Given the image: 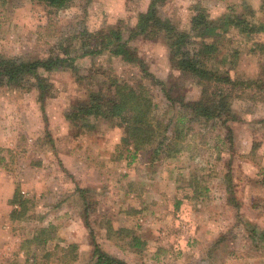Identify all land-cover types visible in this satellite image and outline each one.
Returning a JSON list of instances; mask_svg holds the SVG:
<instances>
[{
    "label": "rangeland",
    "instance_id": "374dc122",
    "mask_svg": "<svg viewBox=\"0 0 264 264\" xmlns=\"http://www.w3.org/2000/svg\"><path fill=\"white\" fill-rule=\"evenodd\" d=\"M149 2L73 0L56 10L33 0L0 1V55L45 58L76 46L83 32L119 28L164 84L150 83L139 64L105 53L79 58L77 74H44L53 90L45 116L34 91L0 87V264H94L90 233L101 250L127 264H264V242L249 239V227L264 231L263 30L219 28L207 40L215 44L212 69L263 85L237 87L236 95L245 93L232 102L238 119L229 123L231 139L220 123L191 120L186 111L182 133L173 137L170 126L158 155L150 146L127 165L120 126L65 118L86 88L108 77L146 87L152 115L163 125L173 124L179 101L199 99L201 89L170 66L161 37L128 40ZM195 6L211 20L229 15L264 27V0H166L159 13L189 32ZM173 144L180 151L168 155ZM15 192L27 207L21 217V207L9 203ZM71 244L76 262L65 257Z\"/></svg>",
    "mask_w": 264,
    "mask_h": 264
},
{
    "label": "trees",
    "instance_id": "16d2710c",
    "mask_svg": "<svg viewBox=\"0 0 264 264\" xmlns=\"http://www.w3.org/2000/svg\"><path fill=\"white\" fill-rule=\"evenodd\" d=\"M33 1L60 10L66 8L73 0ZM165 1L150 0L146 10L137 16L134 26L129 28L128 40L138 37H161L167 47L170 66L182 76L192 80L201 89L199 99L189 103L179 101V107L183 111L181 110L176 116L173 124L169 122V124L163 125L152 115L154 105L146 87L122 82L115 77H108L101 85L86 88L83 98L77 101L71 107V111L65 115V118L72 123L76 120L83 122L86 127L90 119L91 121H109L120 126L122 134L119 149L126 153L127 165L132 164L138 153L150 146L155 145L153 155H158L163 149V142L167 140L170 126L173 137L182 133L183 128L180 126L186 120V111L191 114V120L220 123L226 130L227 137L230 138L232 129L229 127V123H234L238 119L232 109V102L234 98H239L245 93L241 92L236 95V92L239 91L237 87H243V91H251L252 85L259 89L263 88V85L259 86L257 81L233 80L229 74L212 69L210 61L215 44L208 43L207 40L210 37H217L216 29L219 28L226 29L232 26L241 32L257 33L260 30L264 31V27L250 26L244 20L229 15H223L218 20H211L205 13L206 10L195 6L193 7L194 14L190 19V31H180L170 19L160 16L159 7ZM193 37L200 40L197 46L193 44ZM68 47L61 48V52L56 55L33 60L0 55V87H10L13 90L26 93L34 91L36 101L45 116V103L48 98L53 97V90L44 74L67 70L77 74L76 62L79 58H95L105 53L120 57L126 63L139 64L145 79H148L150 83L164 85L147 72L142 60L136 56L135 50L123 41V32L119 28L93 33L83 32L79 36L78 44ZM163 91H166L165 88ZM170 95L165 92L167 100L173 105L175 100ZM250 99H254L253 96ZM176 146L173 144L174 148H169L166 153L168 155L178 153L180 148H176ZM262 182H264V178ZM9 203L11 206L21 207L22 211L19 217L26 213L25 201L21 199L18 192L13 194ZM15 214L16 211L13 210L11 216L17 219ZM85 224L86 227L89 226L87 222ZM249 234L250 241L255 242L259 238L264 242L263 230L260 231L251 226ZM89 236L92 238L94 264H127L105 253L94 242L93 234L90 233ZM132 241L135 242V247L139 246V241L136 238H132ZM67 249L69 252L65 254V257H69L71 262H76L77 246L71 244Z\"/></svg>",
    "mask_w": 264,
    "mask_h": 264
}]
</instances>
